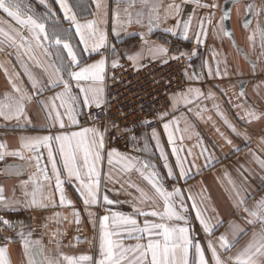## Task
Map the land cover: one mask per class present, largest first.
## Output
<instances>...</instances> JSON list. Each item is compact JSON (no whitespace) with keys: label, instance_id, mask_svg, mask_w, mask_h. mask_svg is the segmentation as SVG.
<instances>
[{"label":"snow or ice","instance_id":"1","mask_svg":"<svg viewBox=\"0 0 264 264\" xmlns=\"http://www.w3.org/2000/svg\"><path fill=\"white\" fill-rule=\"evenodd\" d=\"M239 2L225 0L226 4ZM55 3L68 27H64L57 18L49 0H39V4L46 9L42 14L23 6V0H0V13L14 22L0 19V52L12 50L8 56H15L20 69L17 70L10 59L0 63L6 81L4 92L0 93V122L5 127L23 130L33 125V111L43 118L40 125L43 134L19 135L17 148L9 149L6 141H0V162L7 157L24 161L23 164H5L2 169L5 175L18 177L26 168L34 169L26 180L19 181L22 200L6 197L5 188L0 185V207L9 209L22 205L41 211L69 208V215L55 211L45 219L57 225L66 220L79 226L81 212L68 198L66 190V186L74 187L84 206L87 223L92 225L94 231L90 241H80L79 237L76 239L89 243L95 251L79 255L61 252L63 233L57 227L52 234L56 250L51 252L45 249L40 240L32 239V232H26L25 225L20 222L16 236L23 250L22 264H264V195L253 200L251 206L248 205L251 198L248 175L253 174L251 169L244 164L237 167L236 171L241 177L239 183L224 171V180L228 185L225 191L234 218L227 221L228 228L219 235L216 232L225 221L216 207L210 206L211 196L206 195L207 187L194 192L192 185L185 189L179 184L180 181L195 179L222 162L216 154L217 144L206 142L199 132L194 131L195 125L190 122L189 114L193 113L195 106L194 115L204 120L202 113L206 109L200 106V101H215L216 91L227 96L226 90L218 84L213 85L216 91L209 89L207 93L195 86L206 79L214 81L228 78L230 73L226 60L217 59L219 54L213 51L215 69L208 59L203 60L199 72L195 69L189 72L185 68L183 75L189 81L188 86L169 95L167 110H158L152 120L143 122L151 128L150 136L143 137V148L137 147L135 151L146 152L149 142H154V149L166 169L167 179L176 181L170 189L156 164L122 153L114 147L108 148L109 137L117 125L110 126L106 114L101 115L107 108L109 68L104 51L115 55V48L108 44L105 27L109 14L113 36L121 38V33L128 34V29L133 25L146 29L138 35L143 44L149 45V55L168 63L169 59L196 56L197 49L194 48L190 54L181 52L169 57L168 48L148 40L153 30L159 28L162 22L174 19L175 25L164 31L176 35L177 29H180L182 37L188 39L193 15L182 19V4L193 3L198 8L210 9H215L217 5L202 3L201 0H181L180 3L172 0L163 6L161 16V0H115V7L111 10L108 0H90V4L94 5V9L88 13L91 18L81 19L89 6L84 0H75V3L55 0ZM244 12L246 18L242 20V26L245 29L251 24V17H257V25L247 36V41L253 50L259 41L262 50L260 57H264V6L257 8L250 2ZM214 16L215 12L212 11L198 19L194 32L196 45L205 43L210 29L221 43L224 38H228L236 47L231 30L224 27V21L230 19V8L222 10L221 20L216 26L212 23ZM74 37H78L76 44L73 43ZM237 51L247 58L242 50ZM92 54L100 58L89 63L84 57ZM142 54L143 49L125 58L135 67ZM119 59L117 56L111 60V69L123 67ZM221 63L224 64L223 71ZM5 64L10 65L11 70ZM188 67L193 66L189 64ZM112 79L115 81L116 77ZM239 96H246L243 87L240 88ZM227 102L237 110L235 118L244 125V130L228 118L219 103L213 104L216 116L231 137L243 140L245 145L250 144L252 134L248 128L253 122L264 123V107L258 109L244 102L233 104L231 98ZM181 105L183 112H180ZM93 109L97 111L93 112ZM177 112L180 114L177 115ZM211 119L208 117L207 121ZM153 121L162 127L166 144L162 142L158 127H152ZM213 128L223 144L231 148L223 159L240 151V147L233 144V139L221 132L214 123ZM261 133L259 144L264 146V128ZM249 155L260 168V178L264 181V158L251 149ZM105 161L109 166L107 172L104 171ZM134 174L137 175L136 180L132 178ZM138 181L146 182V185L142 187ZM115 184H120V188H115ZM102 186L105 194L101 198ZM132 189L138 195H134L130 191ZM107 192L116 195L123 193L132 199L114 200ZM188 201H191L190 206ZM121 203H129L131 212L114 211L109 207ZM93 208H102L104 214L92 211ZM191 213L195 214L194 219L204 234L203 241L192 227ZM0 225L9 230L16 227L2 216ZM42 226L47 228L48 223ZM245 236L247 239L240 244ZM0 240L11 243L12 237L4 236ZM126 240L135 243H126ZM8 243L0 244V264H11Z\"/></svg>","mask_w":264,"mask_h":264},{"label":"crops","instance_id":"2","mask_svg":"<svg viewBox=\"0 0 264 264\" xmlns=\"http://www.w3.org/2000/svg\"><path fill=\"white\" fill-rule=\"evenodd\" d=\"M32 6L28 3H24L23 6L31 7L36 13L42 14L46 11L44 6L39 4V0H30ZM71 3H75V0H70ZM172 2V0H161V16H163V6H166L168 3ZM175 2L180 3L181 0H175ZM202 3L212 4L215 3L217 7L215 9L210 8H198L193 3L182 4V19H186L188 15H193V24L192 29L189 32L188 39H184L182 37L181 30L177 29L176 35H172L170 32L164 31L165 28L173 27L175 25L174 19H169L165 22H162L159 28L153 30V32L148 36V40L152 43L163 45L164 47L169 49L168 56L178 55L181 52L191 53L194 48L197 49L196 56L186 57V63L184 69L187 68L189 72H192L195 69L197 72L200 70V66L203 60L208 59L213 68L215 69V61H212L213 51L218 53L217 59L224 61L226 60L229 65V77L226 79H217V80H205L202 84L196 83L195 86L201 87L202 91L205 93L208 92L209 89L216 91L213 87L214 84H218L223 87L227 96H222L218 91H216L217 99L207 100L204 99L200 101V106L206 109L202 115L205 118L204 120H200L196 118L194 113L196 112L195 106H193V113L189 114L190 122L195 125L194 131L199 132L204 138L206 142H215L217 144L216 154L221 157L222 162L216 164L215 167L206 170L202 175L195 177V179H191L187 182L180 181L179 184L182 185L185 189L189 187V185L193 186V191H199L203 187H207L208 193L211 196L210 206H215L218 210L220 217L225 221V223L220 226L216 232L219 235L221 232H224L228 228L227 221L233 219L232 216V208L230 202L227 199V194L225 189L228 187L227 181L224 180V171H227L231 178L239 183L241 177L239 173L236 171L237 167L240 164L246 165L249 169L252 170L251 175H248V190L251 193V198L248 200V205L251 206L253 200L259 199L260 196L264 195V181L261 180V171L258 165L253 161L251 155H249V150H253L257 153V155L264 158V146L259 144V139L261 136V129L264 128V123L261 122H253V124L248 128V131L251 135V143L245 145V142L241 139L231 137L228 129L223 125L222 121L216 116L215 110L213 108L214 103H219L221 110L228 116V118L241 130H244V125L238 123L235 118L236 109L232 108L231 105L227 102L229 98H231L232 103H241L244 102L250 105L257 107L258 109L264 107V57H260L261 49L259 47V41L256 43L255 50L250 48L249 42L247 41V36L251 34L252 29H254L257 25V17H251V24L248 29L243 28L242 20L245 19V6L252 2L257 8L264 6V0H240L239 3L231 4V29L234 37L236 47H233L232 41L228 38L223 39V43L219 39H216L209 29V34L205 40L203 45L197 46L195 41L194 32L196 30L197 21L200 17L205 16L207 13L214 11L215 16L213 18V26H216L217 23L221 20L222 10L225 3V0H201ZM84 3L89 5L88 11L82 13L81 19L91 18L88 13H90L94 9V5L90 4V0H84ZM108 3L111 8L115 7V0H108ZM49 4L57 13V18L61 20V23L64 27H68V23L63 21V13L60 11L59 6L55 3V0H49ZM0 19L8 20L10 23L13 21L10 20L5 14L0 13ZM106 30L108 32V44L110 47L115 48V55L104 51V55L107 56L109 61V67L111 64V60L116 58L117 56L120 59L127 60L125 58L126 55L134 54L141 49H143L142 58L136 64V67L141 66L146 60L152 59V57L148 53L149 45L143 44L140 40L138 33L140 31H146V29H141L137 25H133L128 29V34L121 33V38H117L111 34V16L109 14L108 24L105 25ZM225 27V23H224ZM74 33V29H72ZM73 43H78V37H74ZM82 48V46H80ZM237 49L242 50V53L247 54V58L243 54H238ZM12 50L6 49L4 52H0V63L6 62L9 59L13 65H16L17 70L19 69V65L15 60V56H8V52ZM258 57H260L258 59ZM100 57L96 54H92L90 57L85 55L84 59L91 63ZM119 59V60H120ZM129 61V60H127ZM189 64L193 67L189 68ZM253 65H255V71H253ZM6 67H9L11 70V66L5 64ZM221 70L223 71L224 64L220 65ZM184 72V70H183ZM239 73V74H235ZM184 81L186 82L185 88L188 86L189 81H187L183 75ZM240 81H243L241 84ZM6 81L3 75V70L0 69V93H3L5 90ZM259 86V87H258ZM243 87L246 96L240 97L239 92L240 88ZM86 111V110H85ZM183 105L180 106V112H183ZM180 112L176 114L179 115ZM33 125L28 129H14L11 126L5 127L2 122H0V141H6L9 149H14L18 147V137L21 134H43V130L40 128V125L43 123V118L38 117L33 111ZM211 117V121H207V118ZM83 121V117H81ZM207 121V122H205ZM213 123L216 127L220 129L221 132H224L225 135H229L230 138L233 139V144L238 145L240 147V151L233 153L227 157V159H223L225 153H229L231 151L230 146L224 145L223 141L220 140L219 136L216 134L215 129L213 128ZM183 127V125H181ZM151 132V131H150ZM150 132L146 131H136L130 133V139L127 146L123 148H119L115 145H111L108 143V148H116L118 151L122 153H127L132 156H138L141 159H147L152 163L156 164L157 169L160 171L161 175L165 177L166 186L171 188L173 184L176 183L175 179L169 180L167 179L166 169L163 167V161L159 159V153L154 149V142H149V148L145 151H135V148H143L144 139L143 137L150 136ZM158 132L161 134L162 142L166 144V136L163 134L162 127L158 128ZM186 143H192L191 141H186ZM222 146V147H221ZM170 152V149H167ZM46 158V153H45ZM171 160V157H170ZM174 162V161H173ZM24 161L19 160L14 157H7L5 161L0 162V185L5 188V196L9 198L23 199L21 189L19 187L20 180H26L28 175L31 174L34 169L26 168L22 175L20 176H7L2 171L5 164H23ZM108 165L105 161L104 171H108ZM219 177V179H218ZM133 180L137 179V175H133ZM201 181L203 183H201ZM141 183V186L144 187L146 182L138 181ZM223 185V186H222ZM108 187H113V185H108ZM115 188L119 189L120 184H115ZM68 198L73 201V204L76 209L81 212V223L77 226L74 222L68 223V221H62L59 225H57L54 221H47L46 217H51L55 211H60L62 215H69L71 209L69 208H59L56 209H48V210H36V209H28L23 207L22 205H17L15 207L4 209L0 207V216L4 219H7L13 222L16 227L9 230L3 225H0V237L10 236L12 237V242L8 243L5 240H0V244L8 243L9 255L11 259V264H22V248L20 246L19 237L16 236V232L19 230L20 222H23L25 225V231L32 232V239L40 240L41 244L45 247L46 250L51 252H55L56 243L55 240L52 239V234L55 232L57 227L60 228L61 233H63L61 237V248L60 251L67 255H79L81 253L92 254L95 249L92 245L87 242H78L76 237H79L80 241H90L93 239L94 231L92 225L87 223V216L84 213V206L80 201L79 194L75 191L74 187L66 186ZM134 195H138L135 193V190H130ZM105 194L104 186L101 189V198ZM107 195L111 199L125 201L131 200L132 197L127 196L123 193L116 195L113 192H107ZM187 192L185 195L187 196ZM58 203V201H57ZM189 206L191 205V201H188ZM114 211H123L125 213L131 212V207L129 203H121L109 206ZM92 211L98 212V214H104L102 208H93ZM211 214V213H210ZM192 219V227L194 231L198 234V237L201 241L204 240V234L200 230V226L197 221L194 219V213H191ZM48 223V227L44 228L42 225ZM247 239V236L243 237L240 240V244L244 243V240ZM126 243H135L132 240H126Z\"/></svg>","mask_w":264,"mask_h":264},{"label":"built area","instance_id":"3","mask_svg":"<svg viewBox=\"0 0 264 264\" xmlns=\"http://www.w3.org/2000/svg\"><path fill=\"white\" fill-rule=\"evenodd\" d=\"M119 63L122 68H108L107 108L101 115L106 114L110 126L117 125L111 132L109 144L123 148L129 142L130 133L150 132L151 128L143 122L152 120L158 110H167L169 95L185 88L183 70L186 60L169 59L168 63H163L158 58H152L139 67H133L130 61L124 59H120ZM96 111L93 109V112ZM152 127H158L155 121Z\"/></svg>","mask_w":264,"mask_h":264},{"label":"water","instance_id":"4","mask_svg":"<svg viewBox=\"0 0 264 264\" xmlns=\"http://www.w3.org/2000/svg\"><path fill=\"white\" fill-rule=\"evenodd\" d=\"M231 4L232 3H230V4L224 3V6H223V9L224 8H230V16H231ZM224 23H225V28L230 29L231 32H232L230 19L227 20V21H224Z\"/></svg>","mask_w":264,"mask_h":264},{"label":"rangeland","instance_id":"5","mask_svg":"<svg viewBox=\"0 0 264 264\" xmlns=\"http://www.w3.org/2000/svg\"><path fill=\"white\" fill-rule=\"evenodd\" d=\"M24 1V3H28L29 5H31L32 6V3H31V1L30 0H23Z\"/></svg>","mask_w":264,"mask_h":264}]
</instances>
